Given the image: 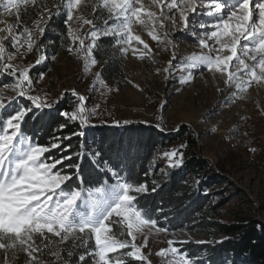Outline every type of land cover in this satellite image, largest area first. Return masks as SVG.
<instances>
[{
  "label": "snow or ice",
  "instance_id": "1",
  "mask_svg": "<svg viewBox=\"0 0 264 264\" xmlns=\"http://www.w3.org/2000/svg\"><path fill=\"white\" fill-rule=\"evenodd\" d=\"M152 3L160 8L159 15L155 11H146L143 0H96L93 4H83L85 10L89 7L92 10V19L84 20L91 26L88 32L90 42L85 45V40L71 26L74 10L82 7V0H0L3 11L16 17L14 25L0 28L4 33L0 36V75L13 79L12 87L16 92L7 104L0 98V249L12 250L15 254L19 248L27 254L29 264H44L35 253L47 251L59 259L60 251L54 249L74 236L80 243H74L73 247L83 251L76 253L78 259L72 264H126V258L147 261L143 248L148 245L147 237L152 229L157 233L169 231L158 226L151 211L139 203L141 195L157 190L155 180L149 187L147 180L132 182L109 167L106 171L112 183L105 180L99 187L84 186L80 170L85 157L96 163L98 169L97 161L107 164V160H102L103 146L99 150L92 147L96 143L93 130L100 125L93 122L98 106L86 107L91 98L78 93L75 88L70 94L65 92L59 99L51 100L46 94L36 91L34 78L29 73L46 61L45 55L38 56L35 64L14 63L18 57L32 52L34 47L37 51L43 49V44L38 41L51 29L54 18L63 15L62 22L67 29V37L71 39L66 50L73 56L83 52L85 74L98 64L93 52L100 48L99 42L104 38H111L112 47L118 49L122 56L132 49L133 41L147 50L141 59L150 55L149 44L140 35L133 34V26L139 24L148 28L150 24H157L161 29L168 25L181 27L184 37L195 39L202 49L207 50L182 61L184 75L179 78V83H189L200 69L226 73V88L234 86L239 93L246 92L254 82H264V0H167L166 3L164 0H152ZM21 9L25 14L31 9L37 17L32 21V27L21 20ZM148 34L153 40L159 41L163 37L171 43L167 31L157 33L152 28ZM5 41L15 51L6 52ZM22 48H25L24 52L20 51ZM132 54L136 55L135 49H132ZM50 59L56 60V55ZM172 59H177L175 53ZM169 65L171 67L172 61ZM94 76L99 83H104L100 72ZM38 79H43V73ZM65 98L69 99L71 110L56 109L60 100ZM21 100H26L27 105ZM45 109L49 111L45 112ZM37 112L41 113L40 120L47 119L56 125L53 133H63L70 123H75L76 128L67 134H54L49 137L48 144H41L24 131ZM57 117L62 118V122ZM129 123L128 120L112 121L117 127ZM157 127L165 131L160 125ZM73 138L78 141L76 150L71 143ZM185 147L181 145L180 149L163 153L169 167L184 166ZM52 149L68 154L45 156ZM73 157H76L75 161ZM64 161L69 163L65 165ZM57 165L61 167L53 172ZM67 168L74 171L66 172ZM149 172L144 175L148 176ZM73 177L78 181L75 187L68 183ZM82 204L89 210L81 211ZM116 224L123 226L118 234L112 231V225ZM145 229L149 230L148 233ZM49 233L59 240L49 238ZM118 235H126L131 240L119 239ZM137 235L144 237L142 244L136 243ZM34 236L41 240L40 246L36 245ZM93 239L94 246H90L89 241ZM195 243L211 242L197 240ZM168 244L169 247L157 253L161 257L170 256L168 264H202L199 258L194 260L186 251L172 246L173 241L169 240ZM122 249L130 250L121 253ZM112 253L117 255L110 257ZM73 255V251H67L69 260ZM69 260L65 264H69Z\"/></svg>",
  "mask_w": 264,
  "mask_h": 264
},
{
  "label": "rangeland",
  "instance_id": "2",
  "mask_svg": "<svg viewBox=\"0 0 264 264\" xmlns=\"http://www.w3.org/2000/svg\"><path fill=\"white\" fill-rule=\"evenodd\" d=\"M95 2L96 0H82V7L73 13L71 26L80 38L85 40V45L90 42L88 32L91 26L85 24L84 20L92 19V10L90 7L85 10L83 4ZM143 3L146 11H155L159 15L160 8H157L152 0H143ZM22 12L23 9L21 20L29 26L27 21L23 20ZM78 16L82 19L77 20ZM15 23L16 17L3 11V5H0V28ZM152 28H155L157 33L167 31L171 43L163 37L159 41L153 40L148 34ZM182 31L179 26L168 25L161 29L157 24H150L148 28L139 24L134 25L133 34L140 35L141 39L149 44L150 55L141 59L140 56L147 50L143 49V45L133 41L132 49L136 50V55H133L130 49L129 53L123 56L125 77L118 85L106 81L105 91L97 96L94 93L96 87L94 73L101 72L102 64L98 62L91 68L90 73L85 74L83 52L73 56L66 50L71 44L69 38L62 43L56 60L53 61L50 55L49 57L45 55L46 60L49 58V69L43 74V79H38L39 76L36 80L34 78V87L36 91L46 94L50 100L59 99L65 92L70 94L73 88L85 97L92 98L95 94L92 105L88 103L86 107L98 106L97 115L93 117V122L98 125L107 121L109 126H113V120H128L129 124H145L161 131L160 127H157L160 125L165 128V131L161 132L166 135L177 134L181 127L190 128L198 145L194 152L208 160L212 168L223 176L224 182L218 187L226 190L225 197L229 195L233 197L229 203V210L258 219L264 224V82L260 84L254 82L246 92L239 93L234 86L226 88V73L200 69L194 73L189 83H179V78L184 75L182 61L194 53L201 54L207 51L202 49L195 39L184 37ZM3 35L4 33L0 32V36ZM43 46L42 51L50 50L49 43ZM5 47L6 52L15 51L7 41ZM20 51L24 52L25 48ZM36 52L33 50L22 58L18 57L14 63L35 64L38 55ZM173 53L177 57L176 60L172 59ZM169 61H172L171 67ZM165 69L169 71L166 72ZM31 72L32 69L29 73L32 77ZM13 83L11 78L10 82L4 84L8 87L3 85L0 88V98L4 99L6 104L16 96ZM233 93L237 95L233 96ZM21 103L27 105L28 102L21 100ZM181 145H186L183 150H188L189 144L179 143L165 151L180 149ZM164 152L157 155V160H163L165 162L163 170L168 171L172 167L168 166L167 158L163 156ZM88 210L87 205H81V211ZM121 230L122 225H112L114 233L118 234ZM144 231L148 233L149 230ZM47 235L51 239L59 240L51 233ZM117 238L131 240L126 235H118ZM147 238L148 245L143 248L147 256V261H143L145 264H148V261L151 264H168L171 257H161L157 253L162 248L169 247V240L173 241L174 247L185 241L194 240V236L188 232L157 233L155 229L151 230ZM34 239L36 245L40 246L41 240L35 236ZM143 240V236L137 235V244H142ZM74 243L80 242L75 240L74 236H70L54 249L60 251L59 259L47 254V251L44 254L39 252L35 254L44 261V264H65V261L69 260L67 251L71 250L74 255L70 258L69 264H72L78 259L76 253L83 251L74 248ZM89 245L94 246V239L89 241ZM129 250L122 249L120 252ZM116 255L112 253L110 257ZM86 259L90 260V257ZM131 260L133 259L126 258V262ZM0 264H29V258L19 248L15 254L12 250L0 249Z\"/></svg>",
  "mask_w": 264,
  "mask_h": 264
},
{
  "label": "trees",
  "instance_id": "3",
  "mask_svg": "<svg viewBox=\"0 0 264 264\" xmlns=\"http://www.w3.org/2000/svg\"><path fill=\"white\" fill-rule=\"evenodd\" d=\"M22 18L32 27V21L37 17L28 9L27 14L22 12ZM63 18V15L54 18L51 29L38 41L43 45L49 43L50 50L37 51L34 47L33 50L38 53L36 59L40 55H57L62 43L69 40ZM99 43L101 46L94 50L93 55L102 64L100 74L107 82L118 85L125 77L124 58L118 49L112 47L111 38H104ZM46 61L45 64L32 68L31 75L35 80L41 73L48 71L49 58ZM10 81L11 77L0 75V88ZM71 107L68 98L56 105V109L61 111L71 110ZM40 116L41 113L37 112L36 117L28 121L24 131L41 144H48L49 137L54 134H67L76 128L75 123H70L63 133H53L52 129L56 125L47 119L40 120ZM57 120L62 122L60 117ZM93 131L96 143L92 147L99 150L103 146L102 160H107V164L97 161L100 165L98 169L96 163L84 158L80 174L85 187H99L105 180L112 183L106 171L109 167L132 182L147 180L149 187H152L151 182L155 180L157 190L141 195L139 203L150 210L158 226L166 227L169 233L188 232L194 236V240L177 245L180 251H186L194 260L199 258L202 264H264V224L258 219L229 210L233 197H225L226 190L218 187L224 182L223 176L212 168L208 160L194 152L198 145L190 128L181 127L177 134L166 135L156 127L145 124L117 127L102 123ZM64 143L67 144L68 141ZM71 143L73 150H76L77 139L73 138ZM179 143L189 144L188 150H183L184 166L164 171L165 162L157 160V155ZM62 154L68 153L52 149L45 156L59 157ZM75 159L73 157L74 161ZM68 163L69 161H64L65 165ZM60 167L61 165H57L54 172ZM65 171L70 173L74 170L67 168ZM145 172H149V175L145 176ZM68 183L75 187L78 181L73 177ZM197 240L211 243L197 244ZM126 264L145 263L131 260Z\"/></svg>",
  "mask_w": 264,
  "mask_h": 264
},
{
  "label": "built area",
  "instance_id": "4",
  "mask_svg": "<svg viewBox=\"0 0 264 264\" xmlns=\"http://www.w3.org/2000/svg\"><path fill=\"white\" fill-rule=\"evenodd\" d=\"M90 75V74H89ZM101 79L104 81V83H99L97 80H96V87H95V94H96V96L98 95V94H100V93H102V92H104L105 91V82H106V80L104 79V78H102L101 77ZM95 94H94V96L91 98V100H90V105H92V102H93V100H94V98H95Z\"/></svg>",
  "mask_w": 264,
  "mask_h": 264
}]
</instances>
